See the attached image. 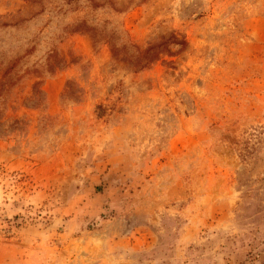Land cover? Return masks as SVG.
Listing matches in <instances>:
<instances>
[{
	"label": "rangeland",
	"instance_id": "obj_1",
	"mask_svg": "<svg viewBox=\"0 0 264 264\" xmlns=\"http://www.w3.org/2000/svg\"><path fill=\"white\" fill-rule=\"evenodd\" d=\"M0 264H264V0H0Z\"/></svg>",
	"mask_w": 264,
	"mask_h": 264
},
{
	"label": "trees",
	"instance_id": "obj_2",
	"mask_svg": "<svg viewBox=\"0 0 264 264\" xmlns=\"http://www.w3.org/2000/svg\"><path fill=\"white\" fill-rule=\"evenodd\" d=\"M109 37H108V42L109 43H111V45H112V47L114 48V51L115 52H117V53H124V57H129V54H128V46H127V44H123V45H121V46H119L118 47V45H117V43H116V36L114 35V34H111V35H108ZM181 43V42H180ZM163 43H160L159 45H162ZM169 45H167L166 47H165V50H167L168 52H170L171 53V51H170V49H169V47H168ZM153 48V46L152 47H150V48H148V51L149 50H151ZM155 54V52H153L151 55H150V57L149 58H151V59H149L150 61L154 58V56H152V55H154ZM122 59H124V58H122ZM137 59V61L139 62V61H141V59L140 58H136Z\"/></svg>",
	"mask_w": 264,
	"mask_h": 264
}]
</instances>
